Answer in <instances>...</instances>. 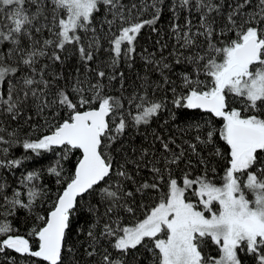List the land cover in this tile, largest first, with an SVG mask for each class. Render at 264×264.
<instances>
[{
    "label": "snow or ice",
    "instance_id": "snow-or-ice-1",
    "mask_svg": "<svg viewBox=\"0 0 264 264\" xmlns=\"http://www.w3.org/2000/svg\"><path fill=\"white\" fill-rule=\"evenodd\" d=\"M160 2L141 0L140 4L126 6L121 0H0V43L7 41L14 46L9 50V60L13 54L20 57L17 66H12L4 57H0V84L6 85L5 92L0 94V115L15 120L30 97L39 102L37 110L41 112L53 106L67 109L68 118L55 125L50 134L35 140L25 139L22 146L37 155L42 150L49 151L54 146H63L65 159L72 149L81 151L75 172L63 192L58 193L52 210L46 217L37 216L43 226L33 228L29 233V236L38 239V248L33 250L29 238L14 234L11 222L5 219L0 220V253L12 250L22 256L41 258L47 264H63V241L66 230L71 227V217L78 198L96 193L102 182L112 181L114 162L106 149L129 126L122 103L124 98L104 96L103 85L99 81L89 85L92 92L90 98L83 87V81L77 80L71 86L72 93L78 97L75 102L63 87L57 89L52 100H48L52 88V83L45 78L48 66L37 69L38 60L49 56L48 49H52L49 59L62 63L59 52L72 45L77 48L81 61L87 65L94 57L93 46L99 48V40L94 36L92 43L86 47L80 32H95L91 25L102 7L112 17L104 21L109 31L116 28L109 41L111 66H116L122 56L131 60L138 34L146 26L155 25L160 18ZM49 3L50 22L46 15ZM26 5H35V12H31ZM178 7L187 10L189 16L195 8L199 23L195 31L192 30L191 19L185 20L183 28L178 23L172 25L179 48L191 53L184 56L183 60L192 66L190 73H181V87L184 91L176 95V89H172L175 96L173 103L177 107L203 109L223 119L219 135L230 147L228 167L220 186L207 173L195 179H190L189 174L185 173L181 187L170 166L179 164L184 151L181 149L179 153L173 152L169 143H175L174 140L165 142L157 137L161 139L163 151L170 153L162 157L164 171L168 173V191L143 220L134 225L121 226L117 210L123 208L128 213H134L127 201L134 199L135 193L126 191L125 185L129 181L136 183L125 165L134 163L138 170L140 163L126 160L125 164L119 165L115 170L114 184L99 188V195L102 201H107L106 215L112 214L104 223L100 236L107 239L111 248L120 256L113 258L112 253L105 249L101 264H125L122 256L130 249L142 245L145 238L154 242L159 264H241L239 252L245 250L255 257L256 264H264V167L256 172L251 171L258 163V153L264 152V27H261L264 25V0H257L250 11L246 9L252 7V0H234V3L227 4L226 15L225 0L219 3L215 0H172L171 11L177 19ZM149 9L153 12L152 17L142 19V14ZM40 18H43L44 23L40 22ZM45 29L51 38L44 39L42 43L36 41L34 32L40 33ZM229 33H234L235 38L229 39ZM25 37L32 41L27 49L20 47ZM180 62L178 58L177 63ZM19 64L30 69L31 74L17 79ZM162 68L168 69L169 65L163 64ZM201 74L205 79H200ZM96 75L103 78L105 72L99 71ZM165 82H170L167 77ZM229 95L240 98L245 104L244 109L229 110ZM93 104H98V107H93ZM128 104L136 108L135 113L131 110L127 112L134 126L147 125L163 107L159 101H150L146 92L133 94L128 98ZM242 111H251L253 114L243 115ZM117 115L120 117L119 123L112 128L107 118L112 117L114 120ZM214 134L215 130L212 129L207 132L206 140L200 136L196 139L200 143L211 144ZM8 136L9 139H5L4 135H0V144L8 145L0 148V153L4 155L19 143L15 133H8ZM105 137L109 141L107 145L103 143ZM190 147L193 152L196 151V145ZM216 154L219 155V150ZM147 155L148 149H144L140 159L143 160ZM201 162L205 163L203 160ZM20 163V160L0 159V167H16ZM58 168L59 162L49 172L58 178L59 184L62 169ZM150 171L157 180L164 179L161 168L155 163ZM245 174L247 179L242 183L241 177ZM38 178L39 173L29 172L21 181L26 189V202L19 189L13 192L11 198L4 196L8 210L0 215L10 216L16 209L32 212L37 199L44 195L33 183ZM194 185L197 186L194 195L200 197L199 203L205 211L197 210L196 205L185 198V191ZM3 187L0 185V190ZM158 188V183L145 181L136 188V192ZM246 191L253 193L254 199L249 200ZM214 202L219 205L218 212L213 211ZM90 210L95 212L91 206ZM95 227V224L92 225L88 232L92 241L87 251L90 257L97 254L96 245L99 243ZM162 233H166V239L158 238V234ZM207 238L218 246L219 257L206 259L202 255L200 245Z\"/></svg>",
    "mask_w": 264,
    "mask_h": 264
},
{
    "label": "trees",
    "instance_id": "trees-1",
    "mask_svg": "<svg viewBox=\"0 0 264 264\" xmlns=\"http://www.w3.org/2000/svg\"><path fill=\"white\" fill-rule=\"evenodd\" d=\"M151 3V0H147ZM219 3L220 0H215ZM126 6L131 4H140L141 0H121ZM234 3V0H225L224 13L227 14V4ZM257 0H252V7L246 9L248 11L254 8ZM161 8L160 18L155 25L146 26L138 34L135 41V53L131 60L125 59L123 56L116 66H111L110 39L116 32L113 27L111 32L109 26L104 22L106 19H111V15L107 14V10L103 7L96 16L91 28L95 29L93 33L80 32L83 44L87 47L92 43L95 36L99 40V48L93 46L92 51L94 57L87 65L80 59V54L76 47L72 45L66 46L65 50L60 51L62 57L61 62H53L49 59L52 49H48L49 56L41 57L37 62V69L47 65L45 78L52 83V88L49 90L47 99L52 100L54 93L58 88H65L70 97L75 102L78 97L72 93L71 86L77 80L83 81V87L87 90L89 98L92 95L89 85H95L98 81L103 85L102 93L104 96L123 97L125 118L128 119L129 126L124 131L123 135L117 141L111 144V147L106 149L110 152L113 159V178L112 181L106 180L97 187V192L85 195L78 198L76 209L71 217V227L66 230L65 239L63 241L62 259L63 264H101V257L104 250L112 253L113 258L120 256L118 252L113 250L108 243V240L100 236V232L111 213L106 215L107 201H102L99 195V188L107 186L109 183L115 182V170L125 161H138L140 167L137 170L136 164L128 163L125 166L133 175L136 183L131 181L125 185V190H131L135 193L134 199H129L127 203L133 207L134 213H128L123 208L117 210L121 221V226L134 225L136 222L143 220L150 212L151 208L155 207L160 202L162 195L168 191V173L164 171V162L162 157L169 156L170 153H165L162 148L161 139L165 142L174 140L175 143H169V147L173 152L179 153L181 149L184 151V156L178 165H171L170 169L175 178L178 180L179 186L183 187L182 177L185 173L189 174L190 179H195L197 176L207 173L208 177L217 185L223 183V177L228 160L230 159V147L227 145L220 135L219 130L223 126V119L215 117L210 112H204L199 109H187L185 107H177L173 100L175 96L172 89H176V95H180L184 90L181 87V73L191 72L192 66L185 60L184 56L191 53L187 49H181L178 46L175 34L172 31V25L178 23L182 28L185 25L186 19H191L193 31L199 23V15L192 9V14L185 9L177 8L178 19L174 17L172 8V0H161L158 5ZM31 12H35V5H26ZM49 12L46 13L49 22L51 21L50 3L48 4ZM153 15L151 9L143 13L142 19H150ZM40 22L44 23L43 18ZM264 25H261L263 27ZM153 28L155 31H153ZM6 30V29H5ZM51 38V34L47 29L40 33L34 32V39L43 42L44 39ZM229 39H234L235 34L229 33ZM32 43L27 37L21 40L20 47L27 49ZM14 46L10 42L0 43V57L12 66H17L20 60L18 54H13L9 60V50ZM59 51V50H57ZM181 59L177 63V59ZM151 61V62H149ZM159 62V64L157 63ZM131 64V67H129ZM168 64V69H163L162 65ZM20 71L16 74L17 79L26 74H31V70L24 65L19 64ZM105 72V76L100 78L96 75L97 72ZM122 74V75H121ZM53 77H59L53 79ZM110 77H115L110 79ZM165 77L168 81L165 82ZM37 78H39L37 76ZM200 79H205L201 74ZM6 85L0 84V94L4 93ZM147 93L150 101H159L163 107L158 111L147 125L134 126L130 118L127 117V112L131 110L136 112L135 105L131 107L128 104V98L133 94ZM172 94V95H171ZM229 110L232 108L243 110L244 102L234 95L227 97ZM38 101H33L29 98L28 104L20 111V114L15 120L7 115H0V135H4L5 139H9L8 133H15V138L19 140L9 149L7 155L0 153V159L5 160H20L21 163L16 167H0V185L3 189L0 190V213L7 212L8 208L5 205L4 196L12 197L13 192L19 189L22 198L27 201L26 189L21 184L23 178L29 172L39 173V178L33 183L39 187L44 195L37 199L32 212L25 209H16L10 216L0 215V220H8L11 222L14 234L22 235L30 239L33 250L38 248L39 241L34 236H29L33 228L42 227L43 224L37 219V216L46 217L48 212L52 210L58 193H61L67 182L74 174L75 166L81 157V153L77 149H72L67 158H64L65 148H53L49 151H41L39 155L25 150L22 143L25 139L35 140L43 135L50 134L53 127L64 119L68 118V110L53 106L45 108L43 111L37 110ZM97 107L98 104H93ZM243 115L253 114L251 111L243 112ZM119 115L113 120L108 117L110 127L114 128L115 124L119 123ZM215 130L213 141L211 144L200 143L196 137L200 136L202 140L207 139V132ZM160 137L161 139H157ZM103 143H109L105 137ZM196 145V151L193 152L190 145ZM177 145L180 147L177 148ZM8 147L6 144H0V148ZM148 149V155L141 160V152ZM219 150V155L216 154ZM227 157V158H226ZM224 158V159H223ZM205 163H202L201 161ZM159 161V163H157ZM58 170L62 169L59 177L61 183H57V177L49 172V169L57 166ZM161 168L164 179L157 180L154 174L150 171L152 164ZM264 152L258 153V163L251 169L256 172L264 167ZM215 169V171H213ZM220 173V174H219ZM214 176V177H213ZM158 183V189H144L143 192H136V188L143 184ZM197 186H193L185 191L187 201L196 205L197 210L204 211L203 205L199 203L200 197L194 195ZM90 206L95 208V212L90 210ZM214 211L218 212V205L214 203ZM115 218V217H114ZM96 225L94 232L99 240L96 245L97 254L88 256L87 251L90 250L92 241L88 237V232L92 225ZM166 234V233H164ZM164 234L158 237L164 236ZM151 249V250H150ZM202 255L208 257H216L219 255V248L210 238L204 240L200 245ZM158 250L154 248V242L145 238L142 245H138L135 249H130L126 255L122 256L125 264H159L157 258ZM241 264H256L254 256L249 255L246 250L239 252ZM0 264H47L39 258L20 255L12 250L5 253H0Z\"/></svg>",
    "mask_w": 264,
    "mask_h": 264
},
{
    "label": "rangeland",
    "instance_id": "rangeland-1",
    "mask_svg": "<svg viewBox=\"0 0 264 264\" xmlns=\"http://www.w3.org/2000/svg\"><path fill=\"white\" fill-rule=\"evenodd\" d=\"M246 179H247V175L245 174L244 176H242L241 177V182L243 183L244 181H246ZM187 197H189V196H187ZM187 197L185 196V198H186V200H188L187 199ZM246 197L249 199V200H252V199H254V195H253V193H251V192H248V191H246ZM188 202H190V201H188ZM215 203V202H214ZM216 205H218V203H215ZM218 208H219V205H218ZM219 210V209H218ZM205 211V210H204ZM213 211H214V208H213ZM205 214L206 215H211V213H208V212H205ZM162 234H164V233H162ZM159 235H161V234H158V236ZM158 238H160V239H166V234H164V236H161V237H158ZM219 255H220V253H219ZM219 255L218 256H216V257H219Z\"/></svg>",
    "mask_w": 264,
    "mask_h": 264
},
{
    "label": "water",
    "instance_id": "water-1",
    "mask_svg": "<svg viewBox=\"0 0 264 264\" xmlns=\"http://www.w3.org/2000/svg\"><path fill=\"white\" fill-rule=\"evenodd\" d=\"M98 107V106H97ZM199 110H201V111H204V112H208V111H206V110H203V109H199ZM108 119V118H107ZM59 147H62V146H54L53 148H59ZM80 151V150H79ZM80 153H81V151H80ZM74 172H75V170H74ZM66 187V186H65ZM62 192H63V190H62ZM61 192V193H62ZM40 260H42L41 258H39ZM43 261V260H42Z\"/></svg>",
    "mask_w": 264,
    "mask_h": 264
},
{
    "label": "bare ground",
    "instance_id": "bare-ground-1",
    "mask_svg": "<svg viewBox=\"0 0 264 264\" xmlns=\"http://www.w3.org/2000/svg\"><path fill=\"white\" fill-rule=\"evenodd\" d=\"M264 27V26H263ZM172 95V94H171ZM227 158V157H226ZM224 159V158H223ZM264 164V163H263ZM220 174V173H219ZM214 177V176H213Z\"/></svg>",
    "mask_w": 264,
    "mask_h": 264
}]
</instances>
